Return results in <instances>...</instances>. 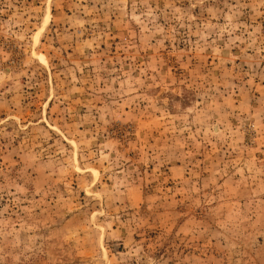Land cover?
Instances as JSON below:
<instances>
[{"label": "rangeland", "instance_id": "374dc122", "mask_svg": "<svg viewBox=\"0 0 264 264\" xmlns=\"http://www.w3.org/2000/svg\"><path fill=\"white\" fill-rule=\"evenodd\" d=\"M0 264H264V0H0Z\"/></svg>", "mask_w": 264, "mask_h": 264}]
</instances>
